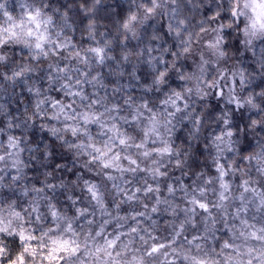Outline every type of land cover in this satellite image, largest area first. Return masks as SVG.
I'll list each match as a JSON object with an SVG mask.
<instances>
[{"label":"clouds","instance_id":"obj_1","mask_svg":"<svg viewBox=\"0 0 264 264\" xmlns=\"http://www.w3.org/2000/svg\"><path fill=\"white\" fill-rule=\"evenodd\" d=\"M0 264H264V0H0Z\"/></svg>","mask_w":264,"mask_h":264}]
</instances>
